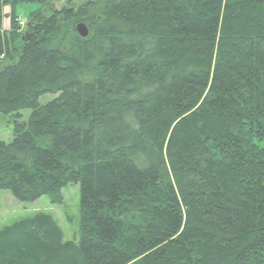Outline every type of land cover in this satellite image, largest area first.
I'll return each instance as SVG.
<instances>
[{"label":"trees","instance_id":"1","mask_svg":"<svg viewBox=\"0 0 264 264\" xmlns=\"http://www.w3.org/2000/svg\"><path fill=\"white\" fill-rule=\"evenodd\" d=\"M58 1L0 0V190L78 184L77 236L38 212L0 264H264V0Z\"/></svg>","mask_w":264,"mask_h":264},{"label":"rangeland","instance_id":"2","mask_svg":"<svg viewBox=\"0 0 264 264\" xmlns=\"http://www.w3.org/2000/svg\"><path fill=\"white\" fill-rule=\"evenodd\" d=\"M64 0L54 2L55 7H60ZM74 3L78 4L77 0ZM39 4L37 2H21L15 5L14 12L26 22L31 11L35 10ZM7 11H9L7 9ZM8 15V14H7ZM8 23V17L5 24ZM9 27V26H8ZM56 95L46 94L39 100L45 102ZM29 110H22L20 120H26ZM12 115L0 113V140L9 142L12 138L13 129ZM62 203H51L47 195H42L31 202H21L16 200L8 190H0V230L20 219L32 217L38 212L50 214L63 230L66 239L77 236L79 221V187L78 184H68L61 190Z\"/></svg>","mask_w":264,"mask_h":264},{"label":"water","instance_id":"3","mask_svg":"<svg viewBox=\"0 0 264 264\" xmlns=\"http://www.w3.org/2000/svg\"><path fill=\"white\" fill-rule=\"evenodd\" d=\"M76 31L80 36H86L88 31L83 23H78L76 26Z\"/></svg>","mask_w":264,"mask_h":264},{"label":"crops","instance_id":"4","mask_svg":"<svg viewBox=\"0 0 264 264\" xmlns=\"http://www.w3.org/2000/svg\"><path fill=\"white\" fill-rule=\"evenodd\" d=\"M7 9L9 10V11H7ZM10 7L9 6H4L3 7V13L5 14V15H7V14H9L10 13ZM5 19H6V17H4L3 18V20H2V27L4 28V29H7L8 28V23H6L5 24Z\"/></svg>","mask_w":264,"mask_h":264},{"label":"built area","instance_id":"5","mask_svg":"<svg viewBox=\"0 0 264 264\" xmlns=\"http://www.w3.org/2000/svg\"><path fill=\"white\" fill-rule=\"evenodd\" d=\"M19 24L21 25V24H22V22L20 21V22H19Z\"/></svg>","mask_w":264,"mask_h":264}]
</instances>
